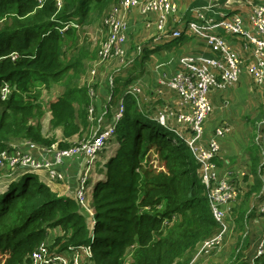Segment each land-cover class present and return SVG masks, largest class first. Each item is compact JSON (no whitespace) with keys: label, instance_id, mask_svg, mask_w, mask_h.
I'll use <instances>...</instances> for the list:
<instances>
[{"label":"trees","instance_id":"trees-1","mask_svg":"<svg viewBox=\"0 0 264 264\" xmlns=\"http://www.w3.org/2000/svg\"><path fill=\"white\" fill-rule=\"evenodd\" d=\"M61 2L59 6L58 0H0V83L13 87L10 99L0 101V154L28 152L30 143L69 149L78 145L71 139L86 131L81 132L79 118L83 127H88L87 94L79 97L82 90L74 82L86 68L83 61L89 58V46L73 50L69 46L81 42L80 30L101 23L120 0ZM70 22L76 28L63 30ZM14 53L18 56L12 59ZM40 86L61 90L45 105ZM129 96L116 127L115 140L120 147L103 166L105 179L91 189L93 217L75 197L54 192L37 172L19 168L0 171V186H6L0 193L3 264H34L32 256L42 244L51 257L87 247L91 251L90 257H84L88 264H195L221 249L227 225L244 231L255 213L260 217L264 166L260 165L257 135L248 142L253 155L245 177L247 192L238 188L231 204L218 205L224 211L222 222H218L210 195L225 180L219 175L225 166L222 157L216 154L199 162L186 141L136 111ZM77 101L83 107L82 114L75 108ZM46 109L52 115L50 131L62 129L60 141L43 133ZM151 151L163 161L164 171L156 173L144 165ZM204 164L219 169L208 185L200 176ZM235 179L241 177L236 174ZM252 199L259 202L255 213L235 206ZM54 230L59 233L51 237ZM219 235L221 244L202 250L207 241ZM237 259L235 264H264V254Z\"/></svg>","mask_w":264,"mask_h":264},{"label":"built area","instance_id":"built-area-1","mask_svg":"<svg viewBox=\"0 0 264 264\" xmlns=\"http://www.w3.org/2000/svg\"><path fill=\"white\" fill-rule=\"evenodd\" d=\"M61 3V0H58L59 6ZM249 5L252 11L247 16L225 15L222 21L216 23L206 20L203 13L196 10L197 18L201 19L203 23L192 22L187 31L204 40L206 46L215 56L205 54L182 56L177 72L168 80L169 85L177 90L178 97L184 101L189 110L183 113L171 111L167 114H160L158 120L165 125L168 116L174 118L177 121L178 130H174L173 133L187 142L197 160L202 163L220 152V140L230 133L229 127H220L208 141L207 146L199 147L197 145L204 134V124L214 111L210 97L211 92L213 90L225 91L237 85L244 70L257 84H264V2L255 5L250 2ZM131 9H138L142 15L155 14L157 16L158 34L155 36L154 44H166L182 37V30H168L169 17L178 13V7L173 0H120L119 4L104 18L107 32L99 52L98 62L92 70L93 76L96 75L97 68L107 61L116 59L125 63L129 36L128 24L123 14ZM70 26L76 28L77 25L70 22L63 30ZM218 29L224 30L226 34L232 35L239 41H244L245 45L242 47L250 52V56L241 59L232 52L227 40L215 32ZM16 57L17 55H14L13 59ZM138 94H140V90L136 85L126 89L116 106L113 122L97 129L93 138L83 140L78 145L64 150H58L55 145L44 148L30 143L28 152L8 153L4 151L0 154V171L7 168H19L37 172L43 169L48 172L51 180H63L65 176L57 167L60 168L65 159L81 156L85 162V168L78 179L76 199L92 214V208L89 205L90 187L88 186L92 167L101 153L107 149L109 142L116 136V127L125 114V98L129 95L136 97ZM11 95V85L6 82L0 83V101H7ZM94 96V90L89 89V97L93 98ZM94 114V107L90 106L89 115L92 120ZM188 132L193 134L190 139L185 138V134ZM204 167L209 169L215 166L204 164ZM209 173L204 182L207 185L209 184ZM215 177V173L210 174V179ZM222 181L224 180H221L220 183ZM220 183L210 195L214 203V215L218 222H222L224 218V211L219 209L218 205H226L237 196V191L234 188H230L226 194L222 193V189L227 187V183ZM259 212L264 216V200L259 206ZM222 242L223 238L219 235L211 241H207L202 250H209ZM70 252L66 256L51 257L46 245L42 244L32 258L34 264H87L84 257L91 256V251L87 247Z\"/></svg>","mask_w":264,"mask_h":264},{"label":"crops","instance_id":"crops-1","mask_svg":"<svg viewBox=\"0 0 264 264\" xmlns=\"http://www.w3.org/2000/svg\"><path fill=\"white\" fill-rule=\"evenodd\" d=\"M173 1L178 7V13L169 17L168 30H182V37L166 44H154V46L152 47L153 49L145 48V50L140 53L141 55L137 53L139 47L135 46L137 43L133 44L134 46L131 47V50L136 51L135 53L130 52L129 46L128 51L131 54H134V57H131L129 59V61L127 62L128 64L122 63L120 60L113 59V61H118L117 67L119 68L116 67V69L113 71L115 74H109L105 78L104 82L107 83V87H105L106 90L104 88H101L100 91L98 90L100 82L99 80H97V78L106 73L109 68H102V66L104 65L102 64L97 68L96 75L93 76L92 70L98 62L99 57L98 59L94 58L96 60H94V62H92V59H88L89 61H87V64H89L90 62L92 63L89 66L86 65V68H84V72L80 75L82 76L83 74H86L84 75V86L82 88L79 86L80 90L82 91L78 96L82 98L84 96V92H86L87 100L89 102L88 114L89 107L93 106L95 115L93 120L91 119L90 115L87 116V128L83 127L82 120L79 118V122L82 128L81 132L84 129L86 131H83L80 135L74 136L71 141L76 143L81 142L87 138L89 132L92 133V136L90 138H93L94 133L97 129L102 126L110 125L113 122L112 115L121 97L124 95L126 89L133 85H136L140 90V94H138L136 97L132 96L136 104V111L148 115L150 118L157 121L160 125L164 126V124L160 123L158 120V116L160 114H167L171 111L179 113L187 112L189 108L184 103V101L178 97L177 90L169 85L168 80L176 73L178 62L182 56L189 54H205L208 56H215V54H213L206 46V42L204 40L187 31L190 23H203L201 19L197 18L195 13L196 10L202 12L206 20H212L214 23H216L222 21V17L224 15L232 16L239 14L247 16V14L252 11V8L249 5L250 2L254 5L264 2V0ZM123 15L128 24V35L136 33V35L138 36L135 35V37L141 39L142 37L140 36V34L144 35V33L149 32L154 33V36L158 34L157 16L155 14L142 15L140 14V11L138 9H131L129 11H126ZM102 21V28L107 31V28L104 27V22ZM215 32L221 34L222 36L227 35L222 29H218ZM149 35L152 36V34ZM226 40L230 45L231 51L236 53L241 59L250 56V52L242 47V45H245L244 41H238L232 36L230 38H226ZM95 55L98 56V53ZM77 82L79 83V81ZM163 82H165V84H163ZM250 82H255V80L244 70L237 85L225 91L214 90V92L210 95L214 111L204 124V134L202 140L205 141L203 143H199L198 141L197 145L199 147L207 146L208 141L214 136L216 130L220 127L227 126L230 128V133L227 134L223 139H221L220 142L221 149H226L228 155H230V157H228V160H234L235 158L236 160H243L245 156H251L252 159L253 154L249 153L248 146L247 151L244 150L243 153H240V142L237 139L238 132H236L242 125V123L239 122L240 118L238 114L243 108L245 109V102L247 100L246 94L248 92V85ZM56 89L57 88L48 90L50 94H53V97L58 92V90L56 91ZM89 89L94 90L95 96L93 98H90L88 95ZM128 97L130 96H127L126 99ZM74 105L79 114H82L83 107L81 106L80 102L77 101L74 103ZM221 106L232 107V116H228V118H226V116L220 114ZM51 119V112L49 111V109H46V122L50 124ZM165 126H167V128L172 132L174 130H178L177 121L174 118H170L169 116L167 117ZM50 135H55L59 141L63 139L61 128L51 132ZM192 136L193 134L191 132L185 134L186 139H190L192 138ZM115 141V143L117 144L115 151H117L120 145L117 140ZM256 141L260 146L258 136ZM55 146L57 147V144H55ZM258 148L261 149V147ZM115 155L116 153L108 154V151H106L103 156H99L97 160L98 162H96L92 167V171L90 174V183L92 186L96 184V182L100 179H105L106 176L104 174L103 166ZM101 167H103V170ZM247 167L249 170L250 162L248 163ZM84 168L85 162L81 156L65 159L62 166H60V169L65 176V180L61 181L64 182L62 183V185L60 184V181H52L46 170H38L37 174L43 182H45L52 188L54 192H57L59 195H64V193L69 190V187L66 185L65 181L70 184L71 190L75 189L76 193L78 179L84 171ZM101 176L102 178H100ZM258 203H256L255 206H258Z\"/></svg>","mask_w":264,"mask_h":264},{"label":"rangeland","instance_id":"rangeland-1","mask_svg":"<svg viewBox=\"0 0 264 264\" xmlns=\"http://www.w3.org/2000/svg\"><path fill=\"white\" fill-rule=\"evenodd\" d=\"M106 32H107L106 30H102V24L100 22L89 25V26H85L84 28L80 30V33L78 32L81 42L79 43L76 42L74 45H70L69 50H73L75 46H79V48H82V47L86 48V46H89V49L87 48V53H88L87 56L89 57L88 59H92L93 60L92 62H94L95 60L94 58L98 59L99 57V52L102 48V43L106 37V34H105ZM149 34H152V36H150ZM153 34L154 33H151V32L144 33V35L140 34V36L142 37L141 39L135 37L136 33L134 34L132 33L131 35H128L129 36L128 47L130 46L129 48L130 52H133V53L136 52V51L131 50V47L134 46L133 44L135 43L139 44V45L137 44L135 45V46H139L137 50L138 54L142 53L145 50V48L153 49L152 47L154 46V39H155V37H153L154 36ZM231 36L232 35L227 34L223 37L226 39V38H230ZM130 52L128 51V54L126 56V59H125L126 64H128L127 62L129 61L131 57H134V54H131ZM97 53H98V56L95 55ZM88 59L83 61L85 67L86 65L89 66L92 63L90 62L89 64H87V61H89ZM107 64H110V65H107ZM117 64H118V61H113V60H110L109 62L107 61L104 63L102 68L108 67L109 70L97 78V80H99L100 82V83L98 82L99 91L101 88L105 89V87H107V83H105L104 80L107 77V75L114 73L113 71L118 66ZM84 75L86 74H83L82 76L78 77L77 81H79V83L77 81L74 82L76 85H78V87L80 86L82 88L84 86L83 85L85 83ZM62 86H65L64 82L61 85V87ZM248 87L249 88L246 94L247 100L245 102V109L243 108L241 112L238 114L240 118L239 122H241L242 125L236 131L238 132L237 139L240 142V148H241L240 153H243L244 150L247 151L248 142L251 139V137L253 135H257L260 141V146H261L260 165L264 166V84L259 85L255 82H250ZM39 89H41L42 91V98L46 105V103L51 98H53V94H50L48 89L44 86H40ZM60 90L61 88H59L58 91ZM213 92L214 90L211 92V94ZM106 99H107V96H106ZM220 114H223L224 116H226V118H228V116H232L233 114L232 107L221 106ZM43 133L46 136H50V133H51L50 124L46 122V116H45V119L43 120ZM91 136H92V133L89 132V134L87 135V138H90ZM202 139H203V136L199 140V143H203L205 141ZM115 142H116L115 140H111L109 142L107 149H106V151H108V154L115 153V148L117 146ZM217 155L218 156L220 155L222 157L221 161L225 163V166H223V169H220L219 171L220 173L219 175H221V177L223 176L222 179L225 178V180L222 181L220 184L224 182L227 183V187L222 189V193L226 194V192H228L230 188H234L235 190L238 188H241V189H244V192L245 190L247 192V188H246L247 183L245 181V177L248 172L247 166H248V163L251 161V156L250 157L245 156L243 160H236V158L234 160H228L229 159L228 157H230V155H228L227 150L224 148L221 149V151L217 153ZM226 161L228 162L226 163ZM144 165H146L149 169H151L153 172H156V173H159L165 170L163 161L159 158V155H157V153H155L154 151H151L149 153L147 161H145ZM101 168L103 170V167ZM216 170H219V169L216 167H212L209 169L204 167V169L200 171V176H202L203 181L205 182L206 176L208 175L209 172L212 171L211 173H215V176L217 175ZM211 173H209V184H210V174ZM235 173L241 177V180L235 179L236 177ZM262 174L264 177V168H263ZM100 178H102V176ZM100 180H104V179L102 178ZM62 183L64 182H60L61 185ZM65 183L69 187V190H67L64 193V195L75 197L76 196L75 189L71 190L70 184L66 181ZM5 188L6 186L3 183L0 186V193ZM261 194L264 196V191ZM229 204L231 203L227 202L226 205H229ZM255 204L256 203L252 199V200H249L248 202H244V204H243V201H241V203L239 201L237 202V205L235 206L237 208L239 206L245 207L247 212L250 211L251 213V210H252V212L255 213V209H254ZM228 211H230V209ZM87 214H89L90 217H93V210H92V214L90 212ZM248 223L249 225L247 226V228L245 227L244 231L237 230V228H235L232 224L227 225L224 229V232H225L224 237L226 236L227 239L224 240L225 242L223 246L221 247V249L218 252L210 254L206 257L204 256L201 259H198L197 261L195 260L196 261L195 264H235L238 261L237 257H247L248 258V257H252L255 255H257V257L261 256V254H263V251H264V246L262 247V241L264 239V216L262 215V213H260V217H257L255 213L254 216L250 218ZM58 233H59L58 230L52 231L51 237L58 235ZM245 236H247V238L244 240ZM0 261H1V264H3V257L1 255H0Z\"/></svg>","mask_w":264,"mask_h":264},{"label":"clouds","instance_id":"clouds-1","mask_svg":"<svg viewBox=\"0 0 264 264\" xmlns=\"http://www.w3.org/2000/svg\"><path fill=\"white\" fill-rule=\"evenodd\" d=\"M14 55H17V54H15V53H14V54H11L10 57H12V59H13V56H14ZM17 56H18V55H17ZM11 87H12V86H11ZM12 88H13V87H12ZM114 112H115V111H114ZM113 114H114V113H113ZM78 143H79V142H78ZM60 170H61V169H60ZM61 172H62V171H61ZM62 173H63V172H62ZM64 180H65V178H64ZM77 184H78V183H77ZM88 186L90 187V193H91V189H92L93 186L91 185L90 180L88 181ZM90 193H89V199H90ZM75 195H76V193H75ZM75 198H76V196H75ZM77 201H78V200H77ZM84 261H85V260H84ZM85 262H86V261H85ZM86 263H87V262H86ZM87 264H88V263H87Z\"/></svg>","mask_w":264,"mask_h":264}]
</instances>
